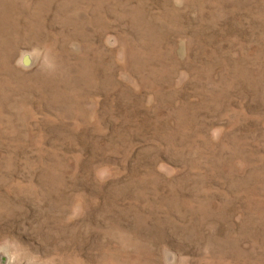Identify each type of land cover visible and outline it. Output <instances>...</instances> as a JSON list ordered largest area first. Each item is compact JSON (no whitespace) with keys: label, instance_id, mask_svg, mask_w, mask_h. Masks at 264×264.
Masks as SVG:
<instances>
[{"label":"rangeland","instance_id":"374dc122","mask_svg":"<svg viewBox=\"0 0 264 264\" xmlns=\"http://www.w3.org/2000/svg\"><path fill=\"white\" fill-rule=\"evenodd\" d=\"M0 264H264V0H0Z\"/></svg>","mask_w":264,"mask_h":264}]
</instances>
